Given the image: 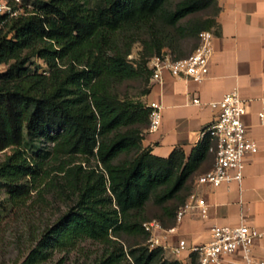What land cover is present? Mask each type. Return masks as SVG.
<instances>
[{
	"label": "trees",
	"instance_id": "1",
	"mask_svg": "<svg viewBox=\"0 0 264 264\" xmlns=\"http://www.w3.org/2000/svg\"><path fill=\"white\" fill-rule=\"evenodd\" d=\"M170 4L35 0L24 14L0 15V65L7 66L0 72V151L11 150L0 160V188L13 206L24 205L32 191L40 198L53 188L67 201L22 264L43 263L87 239L103 246L93 264H181L148 247L143 223L174 224L211 140L202 137L187 156L182 148L165 158L152 154L141 145L150 108L140 97L149 92L148 58L182 39L198 40L215 25L218 8L216 0ZM209 9L215 13L199 17ZM141 31L147 38L132 61ZM32 57L46 68L30 69ZM128 81L140 82L142 90L121 94ZM150 200L159 213L148 219ZM190 258L197 264L194 254Z\"/></svg>",
	"mask_w": 264,
	"mask_h": 264
},
{
	"label": "crops",
	"instance_id": "2",
	"mask_svg": "<svg viewBox=\"0 0 264 264\" xmlns=\"http://www.w3.org/2000/svg\"><path fill=\"white\" fill-rule=\"evenodd\" d=\"M216 6L213 51L206 79L198 83L164 72L160 81L149 80V92L142 101L158 102L161 120L155 131H144L141 145L159 157H168L176 148L189 155L201 139L202 129L214 117L209 103L237 89L246 104L242 120L257 151L244 156L241 184H232L229 191L196 185V176L212 166L213 154H208L189 181V193L196 192L205 199L207 214L203 218L192 210L180 222H174V232L157 231L165 235L168 246L179 239L188 245L207 242L212 225L246 224L264 231V121L258 117L264 98V0H216ZM195 96L200 99L199 105L192 103ZM255 253L262 254L260 241L256 242ZM164 256L181 264L190 261L188 251L175 256L166 249ZM227 261L241 264L238 255Z\"/></svg>",
	"mask_w": 264,
	"mask_h": 264
},
{
	"label": "built area",
	"instance_id": "3",
	"mask_svg": "<svg viewBox=\"0 0 264 264\" xmlns=\"http://www.w3.org/2000/svg\"><path fill=\"white\" fill-rule=\"evenodd\" d=\"M19 2V0H16ZM24 14L12 6L7 0H0V15L9 17ZM214 34L211 30H202L198 34L197 45L184 57L174 58L169 52L163 51L158 55L150 56L147 67L151 70V81H160L162 74L202 82L209 72V60L213 51L212 41ZM193 104H200V99L192 98ZM258 113L260 122L264 121V98ZM150 108L147 131H155L161 120L160 106L156 101L147 102ZM209 106L214 110L213 119L202 129L201 138L208 136L211 140L209 152L213 154L211 168L195 178L196 185H207L213 189L224 187L227 191L232 184L239 187L243 178L244 156L257 151L255 141L248 135L243 123L246 113V104L237 89L224 93L220 98L213 100ZM197 210L201 217L207 214L205 199L196 192L188 194L185 202L178 207L175 213V222ZM143 227L149 236L146 244L150 249H170L171 254L178 256L188 251L197 258V264H236L227 261L230 256L238 255L241 264H264V231L246 224L239 225H212L209 229V240L204 243L188 245L184 239H179L175 245L168 246L165 235L157 231L174 232L175 226L164 229L161 223L152 219L144 222ZM262 245V254L255 253L256 242Z\"/></svg>",
	"mask_w": 264,
	"mask_h": 264
},
{
	"label": "rangeland",
	"instance_id": "4",
	"mask_svg": "<svg viewBox=\"0 0 264 264\" xmlns=\"http://www.w3.org/2000/svg\"><path fill=\"white\" fill-rule=\"evenodd\" d=\"M19 12L26 13L33 10L35 0H7ZM177 0H171L170 7ZM215 13L214 9H209L205 13L199 14V17L211 16ZM1 27V24H0ZM212 26L210 29L213 32ZM11 36V34H9ZM147 38L144 31L139 33V37L131 45L128 59L135 61L139 59L143 50L142 39ZM197 39L185 38L173 46L162 48L161 52H172L176 55L189 54ZM173 47V48H171ZM172 49H175L172 51ZM30 69L38 68L42 70L45 67L43 61L37 57H32L27 63ZM6 65H0V72L5 71ZM143 88V84L138 81H128L119 87L121 94L127 93L130 96L137 95ZM142 97L140 99L142 100ZM10 149L0 151V160ZM93 164L94 162L91 161ZM36 191H32L24 205L13 206L7 202V193L0 188V264H22L28 256L30 249L34 244V239L39 236L44 227L52 223L60 214L67 209L66 199L58 195L56 188L44 193L40 198ZM159 208L152 203V200L146 206V217H156ZM126 244V240L123 239ZM103 252V246L92 240H82L77 246L69 252H54L51 258L40 264H93ZM191 261V258H190ZM189 261V263H190Z\"/></svg>",
	"mask_w": 264,
	"mask_h": 264
}]
</instances>
